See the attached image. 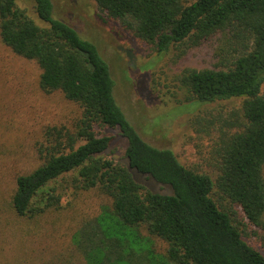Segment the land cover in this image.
Instances as JSON below:
<instances>
[{"label": "trees", "instance_id": "1", "mask_svg": "<svg viewBox=\"0 0 264 264\" xmlns=\"http://www.w3.org/2000/svg\"><path fill=\"white\" fill-rule=\"evenodd\" d=\"M94 1L158 53L223 41L221 67L186 68L179 77L186 102L243 98L241 114L217 129L216 180L142 138L115 100L96 44L58 18L51 0H0L1 41L37 63L43 92L60 91L80 108L72 123L44 130L36 146L42 162L15 176L12 216L23 229L22 220L59 201L44 187L71 174L74 190L95 189L108 201L72 235L85 264H264L263 251L244 238L245 227L258 230L264 247V0ZM112 129L125 141L118 158L107 154ZM151 237L166 242L165 254Z\"/></svg>", "mask_w": 264, "mask_h": 264}, {"label": "rangeland", "instance_id": "2", "mask_svg": "<svg viewBox=\"0 0 264 264\" xmlns=\"http://www.w3.org/2000/svg\"><path fill=\"white\" fill-rule=\"evenodd\" d=\"M51 1L58 18L96 44L114 79L115 100L142 138L156 147L170 148L181 163L215 182L217 129L224 120L235 121L241 114L243 98L186 102L179 77L186 68L221 67L223 41L213 39L192 49L171 45L158 53L107 18L94 0ZM39 72L34 60L15 54L0 39V264H85L72 235L108 203L97 190L76 191L71 174L58 177L44 191L59 196V201L36 219L22 220L23 229L8 205L15 176L42 162L36 146L44 130L53 124H70L80 113L79 106L60 91L43 92L38 85ZM109 133L115 137L107 154L118 158L125 141L118 138L116 130ZM141 180L153 190H162L143 176ZM212 191L214 198L220 196L216 187ZM223 202L229 205L227 200ZM235 211L241 219L239 208ZM255 231L245 227L244 238L264 253L260 232ZM140 233L147 235L144 228ZM151 239L155 251L165 254L166 242Z\"/></svg>", "mask_w": 264, "mask_h": 264}]
</instances>
